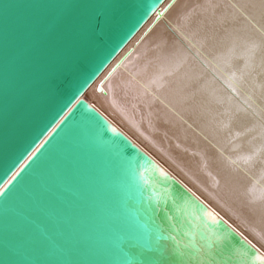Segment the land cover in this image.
Listing matches in <instances>:
<instances>
[{
    "label": "water",
    "instance_id": "95a60500",
    "mask_svg": "<svg viewBox=\"0 0 264 264\" xmlns=\"http://www.w3.org/2000/svg\"><path fill=\"white\" fill-rule=\"evenodd\" d=\"M166 1L0 0V264H209L225 234L261 255L84 99Z\"/></svg>",
    "mask_w": 264,
    "mask_h": 264
},
{
    "label": "bare ground",
    "instance_id": "6f19581e",
    "mask_svg": "<svg viewBox=\"0 0 264 264\" xmlns=\"http://www.w3.org/2000/svg\"><path fill=\"white\" fill-rule=\"evenodd\" d=\"M261 77L264 0H167L84 99L264 254Z\"/></svg>",
    "mask_w": 264,
    "mask_h": 264
},
{
    "label": "snow or ice",
    "instance_id": "6c2138e0",
    "mask_svg": "<svg viewBox=\"0 0 264 264\" xmlns=\"http://www.w3.org/2000/svg\"><path fill=\"white\" fill-rule=\"evenodd\" d=\"M55 131V129H53ZM40 151L39 148L33 150L27 157L23 160V163L20 165L22 168L24 164H27L29 161L33 159ZM7 175V174H6ZM19 172L13 173L10 178L6 180L4 183V188H7L9 185L13 184V181L18 183L17 176ZM4 188H0V193L4 192ZM169 219H175V217H169ZM172 230L178 232L182 227V224L179 220H177L176 224L171 225ZM171 239H176V237L171 236ZM246 243L251 244L250 241H246ZM205 247L201 245V248ZM252 248H256L255 245H251ZM208 254L211 256L209 264H233L232 257L233 255H237L241 257V264H251L253 261H260V264H264V254L256 255L250 253L248 249L244 248L243 245L236 246L230 235L225 234L223 239L221 240L220 244L217 246H213L211 243L207 245ZM196 250V249H194ZM256 252H259V249H256ZM189 255H191L189 253Z\"/></svg>",
    "mask_w": 264,
    "mask_h": 264
},
{
    "label": "rangeland",
    "instance_id": "374dc122",
    "mask_svg": "<svg viewBox=\"0 0 264 264\" xmlns=\"http://www.w3.org/2000/svg\"><path fill=\"white\" fill-rule=\"evenodd\" d=\"M223 9H225V11H226L228 8H227V7L225 8V6H224ZM226 12H227V13L230 12L229 9H228ZM230 13H231V12H230ZM229 15H230V14H229ZM232 15H233V14H232ZM234 17H235V16H234ZM236 20H237V19H236ZM237 21H238V20H237ZM209 25H210V24H209ZM210 26H211V25H210ZM211 27H212V26H211ZM187 29H188V27H186V30H184L183 32H184V33L187 32V33H188V34L186 33L187 37H190V36H191V33H193V32L190 33V31L188 32ZM214 29H215V28H214ZM215 30L217 31V29H215ZM185 31H186V32H185ZM217 32H218V31H217ZM192 35H193V34H192ZM190 38H191V37H190ZM197 38H198V37H197ZM198 39H199V38H198ZM240 62H241V63L244 62V59L241 58V61H240ZM214 68L219 69V70H220V71L218 70L219 73H220L221 75H223L222 77L225 78V74H223V73L225 72V73L227 74L228 72H226V70L223 69L224 71H222L221 68H219V67H217V66L214 67ZM221 72H222V73H221ZM260 76H261V75H260ZM261 78H264V77H261ZM243 80H245V82H244ZM243 80L241 79L240 82L243 81L241 84H242L243 86H245V87H244L245 89L247 88V91H248V89H250V88H251V89H254V85L252 86V87H253V88H252V87H251V85H252L251 83H252V82H251L249 79L246 80V78H245V79H243ZM248 81H249V82H248ZM245 83H247V86H248V87H249V84H251L250 87H249V88L246 87V84H245ZM238 86H239V85H238ZM243 86H242V87H243ZM235 87H236V86H235ZM237 88H238V87H237ZM251 89H250L249 91H250L252 94L257 93V94H256L257 96H255L256 98L253 96L255 99L252 97V98L254 99V101H253V99H252V101H253V102H256V103L259 102L258 105L261 104L260 101H257V100H260V99H262V98L264 97V95H262L264 92L261 91L262 94H260L259 91H257V90L254 89L255 91L252 92ZM239 92H240V90H239ZM258 92H259V93H258ZM254 95H255V94H254ZM259 95H262V96H260L261 98L259 97L260 99H259V98L257 99V97H258ZM256 99H257V100H256ZM250 103H251V102H250ZM263 109H264V108H263Z\"/></svg>",
    "mask_w": 264,
    "mask_h": 264
}]
</instances>
